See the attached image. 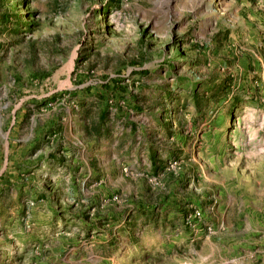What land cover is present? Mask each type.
I'll return each instance as SVG.
<instances>
[{"label":"rangeland","instance_id":"rangeland-1","mask_svg":"<svg viewBox=\"0 0 264 264\" xmlns=\"http://www.w3.org/2000/svg\"><path fill=\"white\" fill-rule=\"evenodd\" d=\"M0 264H264V0H0Z\"/></svg>","mask_w":264,"mask_h":264}]
</instances>
